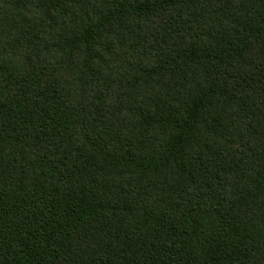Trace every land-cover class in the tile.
<instances>
[{"label": "trees", "instance_id": "trees-1", "mask_svg": "<svg viewBox=\"0 0 264 264\" xmlns=\"http://www.w3.org/2000/svg\"><path fill=\"white\" fill-rule=\"evenodd\" d=\"M0 264H264V0H0Z\"/></svg>", "mask_w": 264, "mask_h": 264}]
</instances>
